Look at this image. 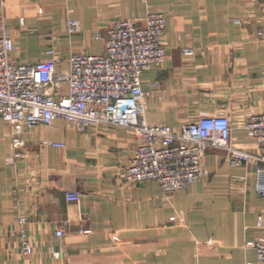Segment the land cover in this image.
Here are the masks:
<instances>
[{
	"label": "crops",
	"instance_id": "1",
	"mask_svg": "<svg viewBox=\"0 0 264 264\" xmlns=\"http://www.w3.org/2000/svg\"><path fill=\"white\" fill-rule=\"evenodd\" d=\"M147 12L164 15L166 55L141 75L145 122L177 131L200 117L225 115L231 143L258 157L263 150L248 139L244 123L264 112V38L258 37L264 0H0V35L6 30L12 37L19 62L54 57L56 70L66 71L72 54L102 53L94 33ZM68 19L79 22L73 35L65 30ZM22 137L27 158L13 161L0 120V264H260L245 246L264 237L255 159L231 161L209 150L208 175L165 195L157 182L124 180L137 144L126 128L82 131L56 118L26 128ZM70 192L79 199L66 200ZM19 216L26 219L29 255Z\"/></svg>",
	"mask_w": 264,
	"mask_h": 264
},
{
	"label": "built area",
	"instance_id": "2",
	"mask_svg": "<svg viewBox=\"0 0 264 264\" xmlns=\"http://www.w3.org/2000/svg\"><path fill=\"white\" fill-rule=\"evenodd\" d=\"M164 29L161 12L116 20L103 34H93L103 41L102 53L72 54L66 71L56 70L54 57L35 63L14 59V41L5 30L0 35V120L8 129L11 159L27 158L22 137L26 128L51 125L56 118L82 131L105 124L126 128L136 138L135 150L123 171L127 183L157 182L165 195H171L207 176L204 156L209 150H222L231 161L258 162L256 190L264 198V112L248 115L244 123L248 139L263 150L258 157L231 143L232 126L225 115L203 116L181 125L177 131L166 124L145 122L146 92L141 87V75L164 60ZM65 30L68 35L78 32V20L68 19ZM258 37L264 38V21ZM181 51L183 55L194 53L192 48ZM63 85H67L66 93ZM65 197L77 201L79 194L70 192ZM25 222V217L17 218L22 251L29 255L32 247L26 240ZM78 232L90 230L79 227ZM56 235L62 237L63 231L59 229ZM245 246L253 248L257 262L264 264V237Z\"/></svg>",
	"mask_w": 264,
	"mask_h": 264
}]
</instances>
